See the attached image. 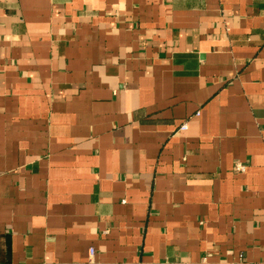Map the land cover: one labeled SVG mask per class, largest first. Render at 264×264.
Masks as SVG:
<instances>
[{
	"label": "crops",
	"instance_id": "crops-1",
	"mask_svg": "<svg viewBox=\"0 0 264 264\" xmlns=\"http://www.w3.org/2000/svg\"><path fill=\"white\" fill-rule=\"evenodd\" d=\"M0 264H264V0H0Z\"/></svg>",
	"mask_w": 264,
	"mask_h": 264
},
{
	"label": "built area",
	"instance_id": "built-area-1",
	"mask_svg": "<svg viewBox=\"0 0 264 264\" xmlns=\"http://www.w3.org/2000/svg\"><path fill=\"white\" fill-rule=\"evenodd\" d=\"M180 130H185L186 129V124H181L180 127H179ZM235 169L237 171H243L245 169L244 165L240 164V163H237L235 165ZM90 254L93 255V250L90 249Z\"/></svg>",
	"mask_w": 264,
	"mask_h": 264
}]
</instances>
